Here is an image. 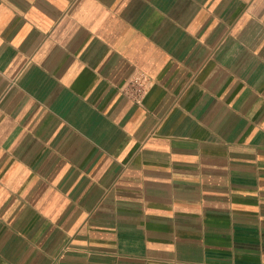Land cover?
<instances>
[{
    "label": "crops",
    "instance_id": "1",
    "mask_svg": "<svg viewBox=\"0 0 264 264\" xmlns=\"http://www.w3.org/2000/svg\"><path fill=\"white\" fill-rule=\"evenodd\" d=\"M0 264H264V0H0Z\"/></svg>",
    "mask_w": 264,
    "mask_h": 264
},
{
    "label": "built area",
    "instance_id": "2",
    "mask_svg": "<svg viewBox=\"0 0 264 264\" xmlns=\"http://www.w3.org/2000/svg\"><path fill=\"white\" fill-rule=\"evenodd\" d=\"M148 90V77L146 73L130 79L123 87V92L128 95L135 103H143Z\"/></svg>",
    "mask_w": 264,
    "mask_h": 264
}]
</instances>
